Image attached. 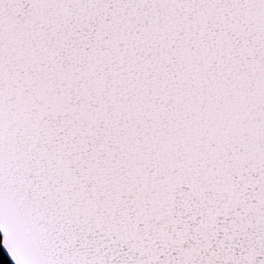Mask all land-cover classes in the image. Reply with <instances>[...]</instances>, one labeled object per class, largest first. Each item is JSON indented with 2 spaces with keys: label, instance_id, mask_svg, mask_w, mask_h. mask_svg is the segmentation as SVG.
Instances as JSON below:
<instances>
[{
  "label": "snow or ice",
  "instance_id": "6c2138e0",
  "mask_svg": "<svg viewBox=\"0 0 264 264\" xmlns=\"http://www.w3.org/2000/svg\"><path fill=\"white\" fill-rule=\"evenodd\" d=\"M12 264H264V0H0Z\"/></svg>",
  "mask_w": 264,
  "mask_h": 264
},
{
  "label": "trees",
  "instance_id": "16d2710c",
  "mask_svg": "<svg viewBox=\"0 0 264 264\" xmlns=\"http://www.w3.org/2000/svg\"><path fill=\"white\" fill-rule=\"evenodd\" d=\"M0 264H11L10 260L4 253L1 245V236H0Z\"/></svg>",
  "mask_w": 264,
  "mask_h": 264
},
{
  "label": "water",
  "instance_id": "95a60500",
  "mask_svg": "<svg viewBox=\"0 0 264 264\" xmlns=\"http://www.w3.org/2000/svg\"><path fill=\"white\" fill-rule=\"evenodd\" d=\"M0 236H1V245H2V249H3V251H4V253L6 254V256L8 257V254H7V252L5 251V248H4V246H3V233L2 232H0ZM8 259H9V257H8ZM10 260V259H9ZM10 262H11V264H12V261L10 260Z\"/></svg>",
  "mask_w": 264,
  "mask_h": 264
}]
</instances>
